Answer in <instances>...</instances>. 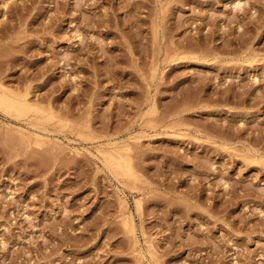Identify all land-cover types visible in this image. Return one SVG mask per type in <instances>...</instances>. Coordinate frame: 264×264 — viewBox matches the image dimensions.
Listing matches in <instances>:
<instances>
[{
  "label": "rangeland",
  "instance_id": "obj_1",
  "mask_svg": "<svg viewBox=\"0 0 264 264\" xmlns=\"http://www.w3.org/2000/svg\"><path fill=\"white\" fill-rule=\"evenodd\" d=\"M0 264H264V0H0Z\"/></svg>",
  "mask_w": 264,
  "mask_h": 264
},
{
  "label": "bare ground",
  "instance_id": "obj_2",
  "mask_svg": "<svg viewBox=\"0 0 264 264\" xmlns=\"http://www.w3.org/2000/svg\"><path fill=\"white\" fill-rule=\"evenodd\" d=\"M241 4V3H240ZM239 3H237V5L239 6L240 5ZM112 146V145H111ZM128 219V218H127ZM149 257V256H148Z\"/></svg>",
  "mask_w": 264,
  "mask_h": 264
}]
</instances>
